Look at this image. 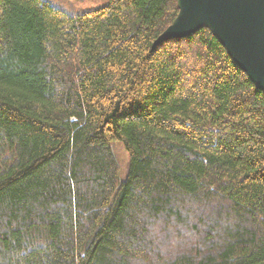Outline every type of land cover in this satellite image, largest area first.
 I'll list each match as a JSON object with an SVG mask.
<instances>
[{"label": "trees", "instance_id": "1", "mask_svg": "<svg viewBox=\"0 0 264 264\" xmlns=\"http://www.w3.org/2000/svg\"><path fill=\"white\" fill-rule=\"evenodd\" d=\"M102 1L0 0V264H264V94L207 29L152 47L176 0Z\"/></svg>", "mask_w": 264, "mask_h": 264}, {"label": "water", "instance_id": "2", "mask_svg": "<svg viewBox=\"0 0 264 264\" xmlns=\"http://www.w3.org/2000/svg\"><path fill=\"white\" fill-rule=\"evenodd\" d=\"M178 15L152 47L207 29L264 94V0H176Z\"/></svg>", "mask_w": 264, "mask_h": 264}, {"label": "rangeland", "instance_id": "3", "mask_svg": "<svg viewBox=\"0 0 264 264\" xmlns=\"http://www.w3.org/2000/svg\"><path fill=\"white\" fill-rule=\"evenodd\" d=\"M53 4H67L68 2H72L76 4V6H81L80 8L83 9H89L91 6H101V4L104 2L102 0H50ZM112 152H114L117 163L120 165V171H119V177L121 181H124L127 177V172L129 168L128 163V154L123 149L122 144L119 142L112 143Z\"/></svg>", "mask_w": 264, "mask_h": 264}]
</instances>
